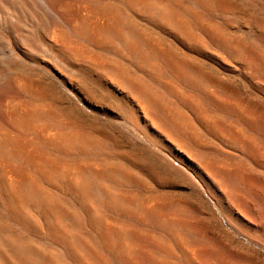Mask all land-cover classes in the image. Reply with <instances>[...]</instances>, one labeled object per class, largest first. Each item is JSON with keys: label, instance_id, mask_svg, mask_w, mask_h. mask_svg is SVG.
Returning a JSON list of instances; mask_svg holds the SVG:
<instances>
[{"label": "bare ground", "instance_id": "bare-ground-1", "mask_svg": "<svg viewBox=\"0 0 264 264\" xmlns=\"http://www.w3.org/2000/svg\"><path fill=\"white\" fill-rule=\"evenodd\" d=\"M40 1L49 20L47 30L39 34L43 43L73 71L95 79L118 94L128 105V110L125 109L128 121L157 145L169 143L170 149L181 156L180 153L190 156L196 149H206L195 136L199 124L203 123L206 131L217 127L195 102L167 80L159 64L172 68L187 82H196L200 90L215 97L210 88L213 85L183 61L182 56L168 50L157 32L156 36L150 34L143 24L166 34L186 49H201L200 54H205L207 45L213 44L212 48L215 45L220 52L242 62L254 63L256 58L239 39L224 35L220 27L207 19L212 15L222 22L234 18L232 6L224 0ZM242 14L238 16L240 19L254 24L260 35L264 33L261 23ZM10 34L14 46L11 43L13 48L8 50L19 53L31 64L37 61L20 38ZM4 43L0 35V49ZM263 60L257 63L264 66ZM29 80L17 75L12 77L11 90L0 96V264H64L47 247L24 238L22 232L29 230L47 234L78 264H104L80 232L81 220L83 216L89 218L88 214L90 228L98 234L103 232L108 237L107 243L115 241L112 236L124 242L120 252L129 258L133 250L125 242L124 232L106 223L108 218L104 220L101 208L134 211L148 217L157 215L155 210L162 201L148 200L144 204L111 190V184L116 187L126 184L130 172L127 174L122 170L124 167L106 162L104 140L83 129L70 114L59 112L41 87ZM67 85L74 92H84L76 79L69 80ZM214 100L218 105L230 103L219 97ZM231 138L244 143L235 132ZM183 139L190 141L193 149ZM83 156L90 159L71 160ZM213 164L203 162L202 168L211 175L219 172V167ZM160 217L166 224V217ZM162 248L170 252V248Z\"/></svg>", "mask_w": 264, "mask_h": 264}, {"label": "rangeland", "instance_id": "rangeland-1", "mask_svg": "<svg viewBox=\"0 0 264 264\" xmlns=\"http://www.w3.org/2000/svg\"><path fill=\"white\" fill-rule=\"evenodd\" d=\"M224 2L232 6L234 18L222 22L212 15L207 19L220 27L224 35L239 39L246 51L255 55L254 63L229 57L215 45L212 48L213 44L207 45L205 54H200L201 49L198 52L191 48L190 52V48L143 24L150 34L163 40L168 50L182 56L183 61L201 72L208 82L210 80L215 97L230 102L218 105L215 97L203 90L205 94L196 82L189 83L172 68L159 64L163 66L162 71H166L162 74L167 80L195 102L217 127L209 129L211 131L204 130L203 123L199 124L202 128L195 127V136L206 149H196L190 156L180 153L181 156L170 149L169 143L157 145L128 121V105L118 94L95 79L73 71L43 43L39 34L47 30L49 20L40 0H0V35L6 44L0 49V96L11 90L12 77L30 79L52 99L59 112L70 114L83 129L104 140L106 162L124 167L122 170L127 174L130 172L126 184L117 187L111 184L114 187L109 185L111 190L144 204L148 200L162 201L155 210L157 215L148 217L134 211L101 208L104 220L108 218L106 223L124 232V241L133 250L129 258L120 252L124 242L112 236L115 241L107 243L108 237L103 232L98 234L90 228L89 214V218L83 216L81 235L104 264H264V66L257 63L264 59V33L260 35L254 24L238 17L243 13L264 26V0ZM10 33L20 38L37 61L31 64L19 53L8 50V47L13 48ZM71 79H76L85 93L70 89L67 84ZM234 132L242 137L243 144L231 138ZM183 142L188 146L190 143L189 148L193 149L190 141L183 139ZM83 159L90 158H71ZM203 162L214 163L220 171L212 175L206 173ZM60 191L66 193L63 189ZM65 197L71 202L68 195ZM161 215L166 217V224ZM22 235L36 245L47 247L50 254L58 256L64 264H78L47 234L29 230ZM161 245L170 248V252H165Z\"/></svg>", "mask_w": 264, "mask_h": 264}]
</instances>
